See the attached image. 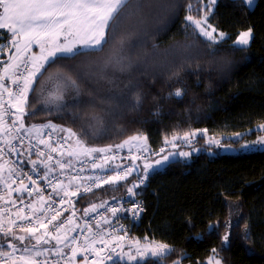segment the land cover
I'll list each match as a JSON object with an SVG mask.
<instances>
[{"label":"trees","instance_id":"1","mask_svg":"<svg viewBox=\"0 0 264 264\" xmlns=\"http://www.w3.org/2000/svg\"><path fill=\"white\" fill-rule=\"evenodd\" d=\"M206 2L175 0L177 8L161 29L156 27L161 18L129 21L125 27L129 42L120 53L129 74L110 73L112 67L120 70L119 65L107 63L119 47L113 44L101 52H82L74 59L46 65L30 92L24 121L71 128L84 135L88 146L115 145L143 134L150 148H158L165 138L196 128L233 133L264 120V0H255L252 8L243 0H216L208 21L228 36L215 52L202 37L189 38L192 30L185 28L187 4H192L191 14L199 17L207 9ZM149 4L154 0H145V13L154 8ZM247 28L252 31L250 43L243 50L234 48L232 41ZM0 33H5L0 43L8 45L6 30ZM185 43L190 47L183 50ZM186 51L191 52L190 58ZM102 65L104 72L98 74ZM69 77L78 88L65 86ZM58 89L63 91V107L49 102ZM177 89L183 91L182 97L169 95ZM124 94L129 96L128 103H120ZM135 94L142 103L134 108ZM93 124L96 132L90 130ZM128 183L92 190L79 199L78 206L114 198L126 191ZM141 194L145 208L132 235L172 249L160 264L175 260L207 264L213 249L222 264H264V150L212 156L199 152L188 161L171 160L151 172ZM232 208L236 215L231 222ZM226 233L228 242L222 239ZM108 264H156V258Z\"/></svg>","mask_w":264,"mask_h":264},{"label":"snow or ice","instance_id":"2","mask_svg":"<svg viewBox=\"0 0 264 264\" xmlns=\"http://www.w3.org/2000/svg\"><path fill=\"white\" fill-rule=\"evenodd\" d=\"M215 2L216 0H208L207 10L198 18L191 14L192 4L188 3L189 14L185 16V28H190L194 36L202 37L207 47L214 52L225 40V33L218 31L208 22L211 6ZM247 3L251 6L253 0H247ZM147 6L154 7L163 15L173 13L177 8L175 0H154V4ZM145 7V0H0V30H6L7 44L15 49V55L9 56L11 62L6 63L3 71L0 72V143H3L8 150L5 152L4 148H0V186L5 193L0 195V201L5 205H11V207H0V236L3 237V240H0L2 245L0 264H62V262L75 264L77 256L83 253L94 254V264H104L105 260H111V253H115L117 247L122 249V242L125 239L124 236L113 235L105 230L104 226L110 225L111 221L102 213L98 214L99 219L96 220L95 226L86 221L81 232H87V235L81 241L79 234L69 236V232H77L80 228L74 219L76 216L74 207L67 219H61L62 210L57 205H73L72 197L91 192L93 188L103 185L122 186L125 181L129 182L126 188L127 194L135 197L138 194L136 190L144 185L150 173L156 167L168 162L171 156L176 155L174 152L161 155L165 152L164 148L159 152H153L146 144L147 137L137 134L114 146L115 149H123L128 145H138L137 154L128 157L131 161L130 165L114 164L112 162L117 157L113 153L112 145L88 146L84 135L51 122L30 127H26L24 123V117L28 114L29 93L34 91L33 84L37 76L45 70L46 65L54 64L58 60L74 59L82 52H101L105 46L113 44L119 47L107 63L119 65L120 70L123 71L126 67L125 57L120 53L126 38L130 36L125 27L132 20L142 23ZM3 35L5 33H0V36ZM251 37V29L239 33L233 47L243 50V47L250 43ZM33 44L39 47V53L26 56L25 53L31 50ZM4 47L5 44L0 43V52ZM7 81H10L14 87L9 88ZM65 86L78 88L77 81L70 77L65 81ZM5 93L8 96L7 101L4 100ZM183 94L181 89H177L169 95L182 97ZM63 99V91L59 89L56 94L49 96V102H57V107H63L60 103ZM128 102L129 96L122 95L120 103ZM5 103L8 109H15V113H12L15 119L10 122L5 119L9 115L8 109L4 107ZM131 103L132 107H139L142 103L140 95L135 94ZM259 127L264 129V124ZM46 129L50 131H45ZM21 132L24 135H20ZM57 132L67 135L60 137L54 145L52 134ZM196 135L195 132H186L183 137L173 136L171 141L165 138V144L171 143L175 148V141L181 138L190 144V138ZM70 139H74V143L69 144L65 149V144ZM16 140H19L22 149L13 142ZM25 140L28 141L27 146H24ZM208 143L219 144V141L210 139ZM253 143L264 145V137L258 138ZM40 145L44 148L41 149ZM242 147L247 149L249 145L245 144ZM129 151L131 152V148ZM10 153L22 158L26 155L30 171L24 170L22 166L25 163L24 159L19 163L3 159ZM52 153H57L58 158ZM110 153L113 154L109 155ZM143 153H149V157H143ZM33 155L37 159H32ZM152 155L159 158L153 161L150 159ZM179 155L188 157L191 153L180 152ZM141 159H143L142 166L137 163ZM77 162L81 165L78 170L75 168ZM89 163L92 170L106 175H82L86 171L85 165ZM69 170H75V175H68ZM30 173H36L37 178H33ZM134 174H137L138 178L134 182L129 181V177ZM38 181H44L45 186L42 188ZM14 184L18 186L13 187ZM47 188L51 191L48 192L46 199L44 193ZM13 193L19 195L13 199ZM24 194L28 197L35 196V199L25 205ZM17 202L24 206L16 207ZM106 203L103 201L99 205L92 204L84 209V216L96 213L97 209L104 208ZM106 210L113 217H117L121 212H129L135 218L143 209L139 201L133 200L131 208L110 207ZM63 211H68V208H63ZM115 231L118 232L120 229ZM247 232L248 225H245L246 237ZM222 239L228 242L229 235L226 233ZM129 248L134 249V253L129 251L123 255H126L130 262L151 256L156 258V264H160L172 251L167 244L155 241L141 245L139 240H135ZM65 249L68 251L66 252ZM213 253H216L215 249ZM83 259L87 262L88 255H83ZM174 264L180 262L175 261ZM207 264H222V262L214 255Z\"/></svg>","mask_w":264,"mask_h":264},{"label":"rangeland","instance_id":"3","mask_svg":"<svg viewBox=\"0 0 264 264\" xmlns=\"http://www.w3.org/2000/svg\"><path fill=\"white\" fill-rule=\"evenodd\" d=\"M244 3L246 4L247 7L249 8H252L254 6V3H255V0H253V3L251 4V6L248 5L247 3V0H243ZM216 3V2H215ZM215 5V4H214ZM214 5L211 6V12L214 8ZM205 6L208 8V0L207 2L205 3ZM207 9H204L203 12L201 13L200 16L204 15V12L206 11ZM148 11V10H147ZM169 15V14H168ZM168 15H163V14H159L154 8L151 9L150 11H148L147 13L144 12V15L143 17L146 18V17H151V18H161L160 20V23L159 21L156 23V27L157 28H162L164 26V24L167 23V16ZM198 18V17H197ZM209 22V21H208ZM210 23V22H209ZM211 24V23H210ZM213 26V25H212ZM214 27V26H213ZM145 28V27H144ZM250 28H247V29H243V30H240L239 33H242V32H245V31H248ZM218 30V29H217ZM220 31V30H218ZM223 32V31H222ZM252 32V31H251ZM225 33V38H227L228 34L226 32ZM238 33V35H239ZM238 35L235 37V39L232 41L233 44L234 42L238 39ZM194 35H191L189 36V38L193 37ZM129 37L128 36L126 38V42H129ZM146 36H144L142 38V42H146ZM61 40H63V37H61ZM251 40V39H250ZM188 43V42H187ZM5 44V43H4ZM142 44V43H141ZM186 44V43H185ZM185 46V45H184ZM190 47V45L186 44L185 48H183V50H186L188 49V47ZM8 49V45L5 44V47H4V50L2 52H0V72L3 71V68H4V65L6 63H10L11 61H8L7 62H3L4 60V57L2 56ZM40 51L39 47L36 45V44H33L31 46V50L27 53H25L26 56L28 55H31L32 53H36L38 54ZM169 52V51H168ZM166 52V53H168ZM194 52V51H193ZM192 52V54H194ZM156 55H159L158 53H155ZM15 55V49L12 48V52H11V55L10 56H14ZM160 56V55H159ZM185 56H187V58H190L191 56V52L190 51H186L185 52ZM193 56V55H192ZM149 60V59H148ZM147 61H144V65L145 66H149V64L151 62H148ZM225 63H227L228 61L226 59H222ZM3 62V63H2ZM104 69H105V66L102 65L101 67L98 68L97 72L98 74H101L104 72ZM112 75H115V74H120V73H125V74H129V72L127 70H119V68H116V67H112V70L110 72ZM38 78V76H37ZM103 77L102 76H97V79L98 80H101ZM111 80H113V78H111ZM109 80V81H111ZM7 86L10 88V84L11 82L10 81H7ZM34 85V84H33ZM30 95V93H29ZM93 103V102H91ZM15 113V111H14ZM14 116V115H13ZM13 119H15V116L13 117ZM95 121L93 122L96 126H97V123L98 120L97 119H94ZM25 126L27 127V122H25ZM29 124V123H28ZM92 125L90 127V130H92V132H96L97 131V128L95 127V125ZM261 124H264V120L262 121H259V122H256L244 129H241V130H238V131H235L233 133H217V134H213V133H209L206 128H203V127H200V128H196V129H193L191 131H188L189 133L191 132H195L197 133L196 136L194 137H191V143L188 144L186 143L182 138L181 139H178L175 141V144H176V147L173 148L172 144L169 143V144H165L167 146V150L162 153L161 155H164V154H167L169 152H174L176 153V155L174 156H171L169 161L171 160H174V159H181V160H184V161H188L190 160V158L192 157V155L194 154H197L199 152H206L208 155L212 156V155H217V154H240V153H247V152H252V151H260V150H264V145H256L254 144L253 142L256 141L258 138L260 137H264V129H261L259 127V125ZM58 126H62V125H58ZM63 128H68V127H65V126H62ZM206 130V131H205ZM137 135V134H136ZM140 135V134H139ZM184 133L183 134H180V135H175V136H180V137H183ZM131 136H134V135H131ZM131 136H128L126 137L125 139L121 140L119 143L117 144H121L124 140L128 139L129 137ZM143 137H146L145 135H141ZM172 137H169L167 138L169 141L172 140ZM212 139V140H215V141H219V144L217 143H208V141ZM71 142V143H70ZM74 143V139H70L68 140V144H67V147L69 144H73ZM142 143V142H141ZM115 144V145H117ZM146 144H147V141H146ZM245 144H248L249 145V148L245 149L243 148L242 146L245 145ZM115 145H112L113 146V149L115 148L114 146ZM108 146V145H107ZM148 146V144H147ZM91 147H105V146H91ZM127 147H132V148H137L138 145H128V146H125L124 148H127ZM180 152H190L191 155L188 156V157H184V156H180L179 153ZM159 157L158 156H154V157H150L151 160H155V159H158ZM116 161V160H115ZM168 161V162H169ZM118 163L117 164H120L119 161H117ZM168 162L156 167L154 170H157V169H160L162 167H164ZM138 164H140L142 166L143 164V161L141 162H137ZM137 179V178H136ZM136 179H131L130 181L134 182ZM129 186V183L128 185ZM235 210L234 208L230 209V221L232 222L234 219H235ZM69 236H70V232H69ZM135 240H139L140 241V244L143 245L145 243H148V242H151L152 240H149V239H145L144 238H137L135 236H130V238L126 239L125 241H123V248L121 249L120 247H117L116 248V252L115 253H111L112 255V259L111 260H105L104 261V264H108L114 260H121V261H125V262H129V263H135V262H139V261H142V260H138V261H133V262H130L128 259H127V256L126 255H123L124 253H127L129 251H132L134 253V249H130L129 248V245L132 244L133 241ZM156 242V241H155ZM159 243V242H157ZM170 248V247H169ZM108 251V250H107ZM106 251V252H107ZM215 254L214 253H211L208 257H207V261L213 257ZM148 257H151V256H148ZM215 258L216 259H219L216 255H215ZM146 259V258H145ZM144 260V259H143ZM220 260V259H219ZM175 261H179V260H175ZM171 262L170 264H174V262ZM180 262V261H179ZM63 264V262H62ZM75 264H94V263H91V262H85L84 260L80 259L78 260L77 262H75Z\"/></svg>","mask_w":264,"mask_h":264},{"label":"built area","instance_id":"4","mask_svg":"<svg viewBox=\"0 0 264 264\" xmlns=\"http://www.w3.org/2000/svg\"><path fill=\"white\" fill-rule=\"evenodd\" d=\"M11 87L13 88L14 86L11 85ZM4 100L7 101V94H4ZM5 109H8V105L7 103H5L4 105ZM9 111V115H7L5 117L6 120H8L9 122L13 119V115H12V111L11 109H8ZM45 131H50V130H45ZM20 135H24L23 132L20 133ZM62 136H66L64 133H53L52 134V142L55 145V142ZM18 148L22 149V146L20 145L19 140L13 141ZM33 143H35V140H33ZM28 141L25 140L24 141V146H27ZM0 148H4L5 152H7V148H5L3 143H0ZM40 148L43 149L44 146L40 145ZM129 148H131V152L129 151ZM161 148L166 149L164 146H160L158 148H150L153 152H159V150ZM65 149H67V143L65 144ZM47 151V150H45ZM113 153L116 155L117 159L116 161H119L120 164H124V165H130L131 161L130 159H128V157L132 156V155H136L137 154V148H132V147H127V148H123V149H113ZM113 153H110L109 155H112ZM52 155L56 158H58V154L57 153H52ZM143 157H149V153H143L142 154ZM155 155H152L150 157H154ZM4 160H11V161H16L17 163L20 162L21 159H24L25 163L22 165L25 171H30V165L26 162L27 161V156L25 155V157H20L19 155L15 154V153H10L7 156L3 157ZM32 159H37V157L35 155L32 156ZM143 161V159L137 161V162H141ZM81 167L80 163H76L75 168L76 170H78ZM86 171L82 174V175H106V173L103 172H99L96 170H92L90 163L88 165H85ZM59 171V170H58ZM33 178H37V174L36 173H30ZM151 174V173H150ZM68 175H75V170H69ZM150 176V175H149ZM148 176V177H149ZM61 179H63V177H61ZM67 183V181H65ZM25 183H27V180H25ZM38 183L40 184V186L43 188L45 186V182L44 181H38ZM147 184V180L145 181L144 185H142L140 187V189H137V195L135 197H131L129 196L127 193L124 194H120L114 198L111 199H107L104 200L106 201V205L104 208H98L96 213H90L87 217L84 216V209L89 208H80L78 206V201L80 198H82L83 196L89 194L88 193H83V189H81V193H83L82 195H78L76 197H72V201H73V205H69V204H65L63 206H59L61 207L62 210V216L61 219H67V217L69 215L72 214L73 211V207L74 210L76 212V216H75V220L76 222L80 225V228L77 229V232H71V236H75V235H80V239L81 241L83 240L84 236L87 235V232H81V229L84 228L85 222L87 221L89 224H92L93 226H95L96 220L99 219V215L100 213H102L107 219H109L111 221L110 225H105L104 228L106 231L113 233V235H121L124 236L125 239L130 238V236L132 235V227L134 225H137L143 212H144V200L141 194V189ZM18 185H13V187H16ZM29 187H31V185H29ZM97 188H93V190H95ZM74 190V188L72 189ZM51 189L47 188L45 190V198L47 199V194L48 192H50ZM4 191H3V187L0 186V195H4ZM19 194L17 193H13L12 198L15 199ZM35 199V196L33 197H28L26 194H24V203L25 205L28 204L29 202H31L32 200ZM58 200V198H56ZM133 200L139 201L141 207H142V211L139 213L138 217H133L131 213L129 212H121L118 214L117 217H113L111 215L110 212H108L106 209L110 208V207H123V208H131L133 206ZM100 204V203H99ZM97 204V205H99ZM24 205H20L19 202H17L16 207H23ZM0 207H11V205H5L3 201H0ZM63 208H68V211H63ZM13 211H15V208H13ZM116 229H120V231H115ZM43 231V230H41ZM108 237H106L107 239ZM96 247H101V245H96ZM65 251L67 252L68 250L65 249ZM107 251V249H106ZM83 255H88L89 259L87 262H94V254L91 253H83ZM83 255H78L76 260L79 258L83 259ZM104 255V254H102Z\"/></svg>","mask_w":264,"mask_h":264},{"label":"water","instance_id":"5","mask_svg":"<svg viewBox=\"0 0 264 264\" xmlns=\"http://www.w3.org/2000/svg\"><path fill=\"white\" fill-rule=\"evenodd\" d=\"M9 49H11L12 50V48H11V45L10 44H8V49H7V52H6V57L8 58L9 57V55H10V53H11V50L9 51ZM13 111H15V109L13 108L12 109ZM0 240H3L2 238H1V236H0ZM0 246H2V245H0Z\"/></svg>","mask_w":264,"mask_h":264},{"label":"crops","instance_id":"6","mask_svg":"<svg viewBox=\"0 0 264 264\" xmlns=\"http://www.w3.org/2000/svg\"><path fill=\"white\" fill-rule=\"evenodd\" d=\"M41 124H44V123H27V127H30L31 125H41ZM46 124V123H45ZM71 143V142H70ZM112 163H114V164H117L118 162L117 161H114V162H112ZM5 175H6V173H5Z\"/></svg>","mask_w":264,"mask_h":264}]
</instances>
